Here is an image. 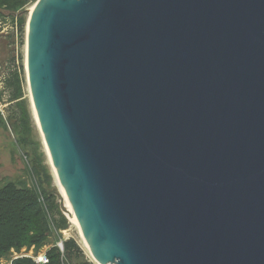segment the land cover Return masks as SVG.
<instances>
[{"label":"water","instance_id":"water-1","mask_svg":"<svg viewBox=\"0 0 264 264\" xmlns=\"http://www.w3.org/2000/svg\"><path fill=\"white\" fill-rule=\"evenodd\" d=\"M26 12L30 101L94 261L264 264V0Z\"/></svg>","mask_w":264,"mask_h":264},{"label":"rangeland","instance_id":"rangeland-1","mask_svg":"<svg viewBox=\"0 0 264 264\" xmlns=\"http://www.w3.org/2000/svg\"><path fill=\"white\" fill-rule=\"evenodd\" d=\"M36 1L0 0V187L12 183L32 191L45 217L41 229L45 232L41 241L11 249L0 258V264L43 254L48 259L57 255L58 264H97L77 227L60 210L61 203L65 206L64 196L33 114L25 71L26 11ZM20 19L24 22L22 32L16 26ZM62 219L65 228H60ZM67 241L74 242L81 251L79 256L69 257L59 249L58 244L63 247Z\"/></svg>","mask_w":264,"mask_h":264},{"label":"trees","instance_id":"trees-1","mask_svg":"<svg viewBox=\"0 0 264 264\" xmlns=\"http://www.w3.org/2000/svg\"><path fill=\"white\" fill-rule=\"evenodd\" d=\"M23 25L24 22L20 19L16 24L18 31H23ZM10 86L14 87L13 83H10ZM44 222L45 217L32 191L17 187L12 183L0 187V258L13 248L20 249L27 244L41 241L45 232L41 230ZM65 226L66 221L62 219L60 228H65ZM63 249L69 257L81 254L73 241L65 242ZM58 259L57 255H52L48 264H58ZM13 264L33 263L28 259H18Z\"/></svg>","mask_w":264,"mask_h":264},{"label":"bare ground","instance_id":"bare-ground-1","mask_svg":"<svg viewBox=\"0 0 264 264\" xmlns=\"http://www.w3.org/2000/svg\"><path fill=\"white\" fill-rule=\"evenodd\" d=\"M33 114H34V118H35V120H36V115H35V112H34V109H33ZM36 124H37V126H38V129H39V125H38V122H37V120H36ZM39 132H40V130H39ZM44 143V142H43ZM45 146V145H44ZM46 149V148H45ZM46 152H47V156H48V158H49V161H50V164H51V159H50V155H49V153H48V151L47 150H45ZM52 166V165H51ZM57 182H58V180H57ZM58 185H59V182H58ZM59 188H60V190H61V187H60V185H59ZM61 193H62V191H61ZM63 195V194H62ZM64 196V195H63ZM64 202H65V207H66V209L68 210V212H69V216H71L69 219H70V221L74 224V226H76L77 227V229H78V231H79V233H80V236L82 237V239H83V236H82V233H81V231H80V229H79V226H78V224H77V222H76V220L74 219V217H73V214H72V212H71V210H70V207H69V205H68V202H67V200H66V198H65V196H64ZM83 241H84V239H83ZM84 244L86 245V243H85V241H84ZM86 247H87V245H86ZM87 249H88V247H87ZM88 251H89V249H88ZM90 252V251H89ZM91 254V253H90ZM93 258V257H92ZM94 260V259H93Z\"/></svg>","mask_w":264,"mask_h":264},{"label":"built area","instance_id":"built-area-1","mask_svg":"<svg viewBox=\"0 0 264 264\" xmlns=\"http://www.w3.org/2000/svg\"><path fill=\"white\" fill-rule=\"evenodd\" d=\"M58 247L60 250H62V243L58 244ZM31 261L34 263V264H48L49 263V259L47 256H45L44 254L43 255H37L35 257H32L31 258Z\"/></svg>","mask_w":264,"mask_h":264}]
</instances>
